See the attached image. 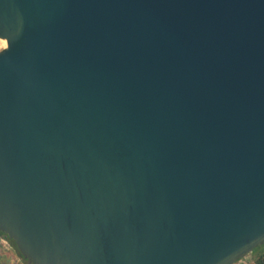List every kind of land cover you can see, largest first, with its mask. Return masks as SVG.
Returning <instances> with one entry per match:
<instances>
[{
	"label": "water",
	"instance_id": "95a60500",
	"mask_svg": "<svg viewBox=\"0 0 264 264\" xmlns=\"http://www.w3.org/2000/svg\"><path fill=\"white\" fill-rule=\"evenodd\" d=\"M0 38V232L30 264L264 245V0H0Z\"/></svg>",
	"mask_w": 264,
	"mask_h": 264
},
{
	"label": "rangeland",
	"instance_id": "374dc122",
	"mask_svg": "<svg viewBox=\"0 0 264 264\" xmlns=\"http://www.w3.org/2000/svg\"><path fill=\"white\" fill-rule=\"evenodd\" d=\"M17 260H19V262H17ZM22 261L23 260L17 255L15 249L10 244H3L0 241V264H20Z\"/></svg>",
	"mask_w": 264,
	"mask_h": 264
},
{
	"label": "trees",
	"instance_id": "16d2710c",
	"mask_svg": "<svg viewBox=\"0 0 264 264\" xmlns=\"http://www.w3.org/2000/svg\"><path fill=\"white\" fill-rule=\"evenodd\" d=\"M0 236L5 237L9 244L15 249L17 255L27 264H30L25 258H23L20 254V252L18 251V249L15 246V243L13 242V240H11L9 237H7L5 234H3L2 232H0ZM252 258L255 261V264H264V245L256 248L255 252H253L252 254Z\"/></svg>",
	"mask_w": 264,
	"mask_h": 264
},
{
	"label": "built area",
	"instance_id": "2783aa9c",
	"mask_svg": "<svg viewBox=\"0 0 264 264\" xmlns=\"http://www.w3.org/2000/svg\"><path fill=\"white\" fill-rule=\"evenodd\" d=\"M5 45L6 44H3L2 43V39L0 38V49H2ZM0 241L3 244H8L9 245V242H8V240L5 237L0 236ZM17 262H19V260H17ZM20 264H26V263L22 261ZM234 264H255V261L252 258V255L250 254V255H248V256H246L244 258L239 259Z\"/></svg>",
	"mask_w": 264,
	"mask_h": 264
},
{
	"label": "bare ground",
	"instance_id": "6f19581e",
	"mask_svg": "<svg viewBox=\"0 0 264 264\" xmlns=\"http://www.w3.org/2000/svg\"><path fill=\"white\" fill-rule=\"evenodd\" d=\"M1 39H2V38H1ZM2 43H3V44H6V41H5L4 39H2Z\"/></svg>",
	"mask_w": 264,
	"mask_h": 264
}]
</instances>
